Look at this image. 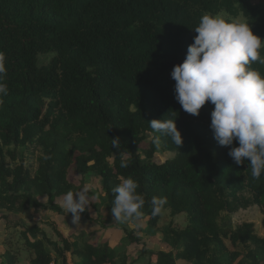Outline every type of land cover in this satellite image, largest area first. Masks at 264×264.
Segmentation results:
<instances>
[{
  "label": "trees",
  "instance_id": "16d2710c",
  "mask_svg": "<svg viewBox=\"0 0 264 264\" xmlns=\"http://www.w3.org/2000/svg\"><path fill=\"white\" fill-rule=\"evenodd\" d=\"M203 14L229 22L240 15L264 40V2L253 0H0L8 88L0 103V210L60 214L55 199L79 191L93 173L110 213L113 188L133 178L146 222L122 230L123 243L114 246L84 235L70 241L57 227L53 240L34 223L18 230L16 249H3L2 264H15L21 249L29 264H66L67 253L74 264H264V236L253 223H224L255 205L264 227V173L254 178L249 161L237 165L228 155L238 142L220 146L214 139V105L206 102L195 116L175 99L171 72L186 58ZM250 67L264 76V65ZM153 119H175L183 139L176 146L161 136L160 147L174 154L163 163L154 160ZM148 134L149 146L140 148ZM72 169L79 184L69 179ZM43 196L46 203L37 200ZM153 196L167 201L156 216ZM165 211L170 221L157 233L168 250L148 249L142 234L154 233Z\"/></svg>",
  "mask_w": 264,
  "mask_h": 264
},
{
  "label": "clouds",
  "instance_id": "9594fccd",
  "mask_svg": "<svg viewBox=\"0 0 264 264\" xmlns=\"http://www.w3.org/2000/svg\"><path fill=\"white\" fill-rule=\"evenodd\" d=\"M197 35L187 49L186 58L174 66L171 77L175 81V99L182 109L198 116L206 102L214 105L210 128L220 146L230 147L228 155L237 165L249 161L251 175L259 179L264 173V76L250 65H264V40L255 35L247 23L229 22L224 18L203 14L194 29ZM5 56L0 52V103L8 94L3 83ZM149 125L154 133L153 144L159 148L161 136H168L176 146L183 143L175 119H153ZM113 148H119L120 139H112ZM122 168L128 167L121 160ZM138 183L131 177L122 178L113 188L111 207L113 220L118 223L139 222L144 213L143 195L137 192ZM90 185L79 191H68L62 198V207L72 214L73 223L80 221L90 205ZM166 198L153 196L150 203L152 215L160 214Z\"/></svg>",
  "mask_w": 264,
  "mask_h": 264
},
{
  "label": "rangeland",
  "instance_id": "374dc122",
  "mask_svg": "<svg viewBox=\"0 0 264 264\" xmlns=\"http://www.w3.org/2000/svg\"><path fill=\"white\" fill-rule=\"evenodd\" d=\"M254 2H264V0H253ZM222 18L225 16L222 15ZM234 22L244 23V19L239 15L236 18L232 19ZM151 135L148 134L147 139L141 143L140 148H147L149 146V141ZM174 157L172 152L166 151L164 148L159 147L154 154V160L157 163H163ZM109 161H112V158H109ZM69 179L75 184H79L81 181V175L75 172L74 169L69 172ZM90 185V195L93 199L90 201L91 205L83 212L80 216V221L76 224L72 221V214L67 213L66 210L62 207V198L63 196L57 197L55 203L61 206L63 210L60 214L54 213L52 210H46L45 208H36L30 209L22 213H8L4 210H0V264H2V254L3 249H16L15 244L19 245L20 234L18 230L29 225L36 223L48 236L53 240L58 239L54 231V227H57L60 232H62L70 241L75 239L79 240L84 235L83 239L90 240L92 242L106 241L111 246L115 244H122L123 241H120V237L123 235L122 230H131L137 229L139 226L145 227L146 222L145 218H142L139 222H125L118 223L113 220L110 209L105 199L104 191L101 187L100 179L93 173L87 174L84 177V185ZM83 185V186H84ZM42 203H46V197H37ZM87 218L91 219H100L99 222H102L104 225L97 228V225L91 224L88 226ZM263 214L260 212L259 208L255 205L250 206L247 209H240L233 214H229L224 221L225 225L235 227L238 223L241 222H252L256 232L264 236V227L262 226ZM170 221V216L167 211L163 212L159 221L157 222V229L154 233H145L142 234L145 237V243L148 249L159 250L166 249L168 246L165 243L161 242L159 239L158 230L165 227ZM184 217L178 216L176 222L179 226L184 224ZM10 246V247H9ZM17 249H21L17 247ZM128 251L135 255L136 246L129 245ZM77 261L76 257L69 255L67 253V262L66 264H74ZM128 263V262H127ZM15 264H29L27 254L21 249L19 259ZM135 264H148L145 260L136 262ZM154 264V263H152ZM178 264H183L178 262Z\"/></svg>",
  "mask_w": 264,
  "mask_h": 264
}]
</instances>
